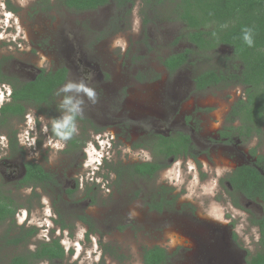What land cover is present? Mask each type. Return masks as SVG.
<instances>
[{
	"label": "rangeland",
	"instance_id": "1",
	"mask_svg": "<svg viewBox=\"0 0 264 264\" xmlns=\"http://www.w3.org/2000/svg\"><path fill=\"white\" fill-rule=\"evenodd\" d=\"M127 1L120 5L110 0L95 11L78 12L65 8L62 0H28L26 6L20 0H9L5 6L0 0L1 76L17 85L28 81L25 78L34 76L38 68L64 67L68 70L65 84L83 81L97 93L95 104L84 97L75 149L68 142L58 153L44 147L49 138L55 139L50 121L63 114L59 107L63 93H56L48 107L28 106L22 119L0 127L1 159L6 153L5 159L12 163L21 158L36 162L56 182L28 192L11 188L2 178L0 194L9 191L17 210L14 223L0 224V264L36 250L50 237L64 248L62 264H143L144 249L155 246L166 250L170 264H243L248 253L259 249V234L250 218L260 217L264 207L258 203L263 209L260 215L256 206L241 203L239 195L234 199L241 208L231 206L225 180L235 167L254 163L252 149L264 153V139L224 144L218 136L233 103L243 98L244 88L197 91L193 83L202 71L232 70L231 49L221 46L199 55L182 38L185 27L174 14L178 0ZM137 19L138 33L132 31ZM117 38H123L124 47H113ZM185 49L191 50L188 64L169 73L162 61ZM7 89L0 84V91ZM6 102L0 93V108ZM29 114L36 118L34 129ZM40 117L48 122L47 133L41 132ZM177 131L190 135L196 159L168 163L152 179L119 174L129 165L152 160L146 142L149 135ZM27 132L41 143L30 149L20 143L18 135L22 133L24 140ZM11 137L14 148L5 152ZM108 137L110 145L101 148L99 142ZM94 147L105 155L103 162ZM125 148H131V153ZM217 167L227 169L218 178ZM194 176L197 186L192 185ZM177 178L183 180L179 190ZM189 190L191 198H184ZM160 194L171 201L169 206L161 212L149 209L148 203ZM48 216L65 229L49 222ZM29 227L39 232L26 245L7 244L9 231L13 236Z\"/></svg>",
	"mask_w": 264,
	"mask_h": 264
},
{
	"label": "trees",
	"instance_id": "2",
	"mask_svg": "<svg viewBox=\"0 0 264 264\" xmlns=\"http://www.w3.org/2000/svg\"><path fill=\"white\" fill-rule=\"evenodd\" d=\"M117 1L120 5L127 3L124 0ZM109 3L110 0H62L65 8L78 12L95 11ZM174 14L185 27L182 38L193 45L199 55L214 52L221 46L232 51V70L224 72L208 69L193 79L197 91L214 87L244 88L243 98L234 102L229 111L227 122L230 124L219 133L220 140L224 139V143L233 142L232 140L246 143L255 137L264 139V0H178L174 6ZM245 27L253 30L252 47L244 43L242 29ZM190 55V49L172 54L162 61V66L169 73H174L188 64ZM67 76L68 70L61 67L55 71L41 70L33 80L25 83L14 85L8 82L11 84V96L0 108V127L6 125L9 120L22 119L28 106L48 107L57 91L65 84ZM0 82L4 80L0 78ZM235 122L237 124L233 126ZM51 134L54 137L52 132ZM13 140L14 137H11L12 144ZM67 142L71 147H76L79 139L74 136ZM149 145L153 155L152 162L129 165L120 170L119 174L154 178L168 166V159H177L188 154L190 139L182 133L169 136L154 135ZM250 154L255 160L254 163L237 167L228 175L226 181L246 199H258L264 205V153L258 154L256 149H253ZM25 168L23 181L35 178L41 181L51 180L50 175L40 166L29 164ZM162 203L169 206L171 201L161 195V201L152 206L153 209L163 211ZM15 212L16 206L12 199L0 194V224L14 223ZM251 224L258 228L260 242L264 245V215L253 220ZM36 233L35 228L27 231L22 228L19 234L13 236L9 231L6 242L17 247L27 239L33 238ZM64 255L63 247L54 239L40 243L33 252L14 257L10 264H34L43 260L53 262L62 259ZM142 263L170 264V256L159 246L145 248ZM245 264H264V252L258 251L254 256L248 253Z\"/></svg>",
	"mask_w": 264,
	"mask_h": 264
},
{
	"label": "flooded vegetation",
	"instance_id": "3",
	"mask_svg": "<svg viewBox=\"0 0 264 264\" xmlns=\"http://www.w3.org/2000/svg\"><path fill=\"white\" fill-rule=\"evenodd\" d=\"M9 0H2V2H3V5H10V3L8 2ZM125 2L127 1V0H124ZM7 2V3H6ZM128 2V1H127ZM9 15L12 13L11 11H8L7 12ZM0 21H2V18L0 17ZM8 22H9V20H8ZM7 29H12V27L10 26L9 28L7 27ZM5 32V31H4ZM12 36V35H11ZM11 36H9L10 38H11ZM14 42H15V40H13ZM1 69H2V66L0 65V73H1ZM31 69L32 70H35V67H31ZM41 70H43V69H40V68H38L35 72H34V76H32V77H30V78H25L26 80L28 79V81L29 80H33L39 73H40V71ZM46 72H48V71H46ZM0 78L2 79V80H4V82H0V84H2L3 85V87H5V85H7L8 87H9V90L7 89V91L6 90H3V91H0V93L3 95V98L5 99V98H7V102L9 101V99H10V96H11V84H9V83H11L10 81H8V80H6V78H4L3 76H1L0 75ZM9 82V83H8ZM27 82V81H26ZM5 94H7V96L6 97H4V95ZM238 100V99H237ZM236 100V101H237ZM235 101V102H236ZM226 121H227V119H226ZM229 124L230 123H228L227 122V125L223 128V130H221L220 132H222V131H224V129L227 127V126H229ZM237 124V122H235V123H233V126H235V125ZM42 132V131H41ZM219 132V133H220ZM175 133H182V134H185V135H188L189 136V139H190V149H189V151H188V154L187 155H183V156H180V157H178L177 159H174V158H170V159H168V161H167V163H172V162H175V161H177V160H190V159H196L197 157H196V153L194 152L195 151V147H194V145H193V143H192V139H191V137H190V135L189 134H187V133H184V132H181V131H177V132H174V133H172V134H175ZM219 133H218V136H219ZM172 134H169V135H172ZM154 135H163V134H158V133H156V134H151V135H149V137H148V140L146 141L147 142V148L150 150V140H152V138H153V136ZM169 135H163V136H169ZM30 136V133H28L27 132V137L26 138H24V143H23V145H25L26 143L27 144H29L30 143V141H31V139L33 138V137H29ZM108 140V142L106 141L105 142V140H103V141H100L99 142V146L102 148V147H106V146H108V145H110V139H109V137L107 138ZM113 139V138H112ZM42 140V139H41ZM41 140L38 142V140L36 139V142L38 143V145L41 143ZM219 140H220V137H219ZM221 141V143H224V139H222V140H220ZM233 142H238V143H241V141H239V140H232ZM233 142H230V143H233ZM224 144H227V143H224ZM78 145V144H77ZM10 146L12 147V149L14 148L13 147V144H12V142H10V139H9V143H8V147L7 148H5V152H8V150L10 151ZM68 147L69 148H71V149H75V147H71L70 145H69V143H68ZM77 147V146H76ZM31 147H29V149H30ZM100 148V149H101ZM4 150V149H3ZM3 150H1V151H3ZM253 150V149H252ZM94 151H98L99 152V155H100V158H101V160H102V162H103V157L105 156L102 152H100L97 148H95L94 147ZM84 153L87 155V153H89L88 152V149L86 150L85 149V151H84ZM150 153H151V151H150ZM152 154V153H151ZM8 156V154H4V158L3 159H1L0 158V182H1V180H3L2 178H5L6 179V181L5 182H7L8 184H10V185H12V187L11 188H14V189H19L20 191H23V190H26V189H31L32 191L33 190H41V188H43L44 186H46L47 184H49V185H52V184H54V183H56L54 180H53V178H52V176L50 175V177H51V180L50 181H41V180H39V179H37V178H35V179H30V180H27V181H23L24 180V177H25V175H26V168H25V166L26 165H29V164H31V165H35V166H40L39 164H37L36 162L34 163V162H32V161H28L27 159H23V158H21L19 161H17L16 163H12V162H10L8 159H5L6 157ZM252 156V155H251ZM89 157H91V155H89ZM94 160H96V158H93ZM153 161V155H152V160L151 161H147V162H152ZM88 162H89V159H87V161H86V163H85V165H86V167L87 168H89V167H91V166H89L88 165ZM141 163H144V162H141ZM137 164H139V163H137ZM98 165H101L100 163L98 164ZM243 165H245V164H243ZM239 166H241V165H239ZM239 166H237V167H239ZM41 167V166H40ZM85 167V166H84ZM237 167H235L231 172H230V174H232V172L237 168ZM42 168V167H41ZM96 168V167H95ZM95 168L93 169V170H95ZM167 167H165L164 169H166ZM43 169V168H42ZM164 169H162V170H164ZM4 170H8V172H9V175L8 176H4ZM161 170V171H162ZM45 171V170H44ZM160 171V172H161ZM46 172V171H45ZM47 173V172H46ZM49 174V173H48ZM229 174V175H230ZM227 178V177H226ZM152 179V178H151ZM225 187L228 189H226V191H227V194H228V196L230 197V200H231V202H230V205L232 206H234L235 208H241L240 206H239V204L237 203V202H235V199H234V197L236 196V195H239L240 196V199H241V203L243 202L245 205H247V206H256L258 209V214H262L263 213V209H262V206L264 207V205L262 204V202L261 201H259L258 199H256V200H248V199H246L239 191H235V190H233L232 189V187L229 185V183L225 180ZM3 192V191H2ZM38 192V191H37ZM3 196H6V197H10L11 199H12V197H11V193L9 192V191H7V193H5V194H2ZM161 195L162 194H160L159 196H158V198L156 199V201H152V202H150V203H148V208L150 209L151 208V210H155V208L153 209V207L152 206H155L156 205V203H158V202H160L161 201ZM34 196H36V195H34ZM167 200V199H166ZM12 201H13V199H12ZM13 203H14V201H13ZM258 203H260L261 205H259ZM161 206H163L164 207V209H165V206H166V204L165 203H162V205ZM246 206V207H247ZM16 210H17V208H16ZM155 211H157V210H155ZM15 214H16V212H15ZM264 215V213L260 216V217H258V218H256V219H260L262 216ZM56 218L54 217V218H52V216H48V221L49 222H53V223H55L56 224V226L57 227H59V228H62V229H65V226L64 225H62L61 223H59L57 220H55ZM255 218H253V217H251L250 218V222L252 223V221L253 220H256ZM80 221H82V222H84L85 220L83 219V218H80L79 219ZM14 221H15V215H14ZM25 221H26V219H25ZM7 223H9V222H7ZM46 224H44V226H42V228H41V230H43V228L44 227H46L45 226ZM219 225H221V227H227V226H225V225H223V224H219ZM252 225V224H251ZM252 226H254V225H252ZM255 227V226H254ZM30 228H35V227H29V228H27V229H25V228H23L24 229V231H27L28 229H30ZM256 229H257V232H258V234H259V230H258V228L257 227H255ZM20 229H22V228H20ZM36 229V228H35ZM37 230V233H36V235H38V232H39V230L38 229H36ZM20 231V230H19ZM19 231L16 233V235L17 234H19ZM22 231V230H21ZM87 235H88V233H86ZM35 235V236H36ZM34 236V237H35ZM52 237H50V239H48V242H50L51 240H54V239H51ZM32 239V238H31ZM30 239H27L25 242H23L22 244H20V245H18L17 247H19V246H22V245H26L27 244V242L29 241ZM56 240H58V239H56ZM59 241V240H58ZM44 243H47V242H44ZM59 243H60V241H59ZM61 245V244H60ZM258 247H259V249H258V251H262V252H264V245H262L261 244V242H260V234H259V241H258ZM162 248V247H161ZM64 249V248H63ZM164 249V248H163ZM34 251V250H33ZM33 251H28V252H33ZM257 251V252H258ZM28 252H26V253H28ZM256 252V253H257ZM26 253H23V254H20V255H24V254H26ZM256 253L255 254H251V256H254V255H256ZM224 255H225V253H224ZM16 256H19V255H16ZM16 256H14V257H16ZM14 257H12V259L14 258ZM12 259H11V261H12ZM64 260H65V255H64V257L62 258V259H58V260H55V261H53V262H50V261H48V260H43V261H46V262H48L49 264H62L63 262H64ZM246 260V259H245ZM245 260H244V263L243 264H245ZM11 261H10V263H11ZM40 262H42V261H37V262H35L34 264H39Z\"/></svg>",
	"mask_w": 264,
	"mask_h": 264
},
{
	"label": "clouds",
	"instance_id": "4",
	"mask_svg": "<svg viewBox=\"0 0 264 264\" xmlns=\"http://www.w3.org/2000/svg\"><path fill=\"white\" fill-rule=\"evenodd\" d=\"M28 0H20L21 6H26ZM133 32L139 31V20H135L133 23ZM243 33V40L244 43L252 47L254 44L253 39V30L251 28L245 27L242 29ZM124 47V41L123 38H117L113 42V47ZM61 93H63V99L60 101V109L62 110L63 114L59 118L52 119L50 121L51 123V131L55 137V139L49 138L46 143L44 144V147H50L53 149L54 153H58L59 151H62L63 148L66 146V142L71 140L75 135L78 134L79 129L77 126V117H82L84 112V104L85 99L87 98L88 101H90L92 104H95L97 102V93L96 90L90 86H88L85 82H73L69 81L66 84H64L59 91L57 92V95L59 96ZM30 126L34 129L36 125V118L29 114L27 117ZM40 123H41V131L44 133L48 132V122H45L43 117H40ZM23 134L18 135V139L20 140V143H24V140L22 138ZM36 144V137H33L28 144L29 147H35ZM125 152L131 153V148H125ZM35 155L38 156V153ZM145 157L147 159H151L150 156H148L147 153H145ZM51 160L52 157H49ZM177 167H179V162H177ZM192 168H195L194 164H191ZM207 170V167H206ZM227 171L225 168L217 167L215 169V176L216 178L222 176L224 172ZM164 178H168V173L166 172L164 174ZM214 182V181H213ZM183 184V180L181 178H177L176 181V187L177 190L180 189V185ZM192 185L197 186L199 185V181L197 177H193ZM202 188H207V185L201 186ZM28 192L31 191V189L26 190ZM184 198H191V190L185 195Z\"/></svg>",
	"mask_w": 264,
	"mask_h": 264
}]
</instances>
